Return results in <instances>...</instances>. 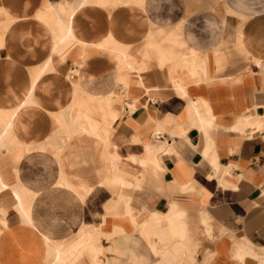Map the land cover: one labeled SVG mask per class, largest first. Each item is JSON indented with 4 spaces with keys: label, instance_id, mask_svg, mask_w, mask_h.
I'll return each instance as SVG.
<instances>
[{
    "label": "crops",
    "instance_id": "0c3cea01",
    "mask_svg": "<svg viewBox=\"0 0 264 264\" xmlns=\"http://www.w3.org/2000/svg\"><path fill=\"white\" fill-rule=\"evenodd\" d=\"M4 109L0 264H264V0H0Z\"/></svg>",
    "mask_w": 264,
    "mask_h": 264
},
{
    "label": "bare ground",
    "instance_id": "6f19581e",
    "mask_svg": "<svg viewBox=\"0 0 264 264\" xmlns=\"http://www.w3.org/2000/svg\"><path fill=\"white\" fill-rule=\"evenodd\" d=\"M69 34V32H65L64 35H61V39L60 41L63 40V37L67 36ZM47 64V63H46ZM46 66V65H45ZM39 80H34V83L33 85L35 86L37 84ZM82 93V92H81ZM84 96V95H83ZM108 97V96H107ZM87 98V97H86ZM76 99V98H75ZM77 100V99H76ZM74 101V100H73ZM78 101V100H77ZM77 101H75V111L73 112V115L71 116V122H74L76 123L78 119H83L85 118L86 120H90L92 117H89L87 115V113H84L82 112L80 109H79V105L77 103ZM80 101V100H79ZM98 102L101 106V99H99L98 97ZM37 104L38 102H34L33 100V96H31L30 94H27L25 96L24 99H22V101L18 104H16V106L12 107L13 109L9 110L8 113L11 115L12 118H15V117H18L20 112H21V109L24 108L26 105L28 104ZM6 109L4 110H0V112L2 113V111L4 112ZM61 113V112H60ZM102 113V112H101ZM8 114V115H9ZM108 116V115H107ZM104 116L102 115L101 118H103ZM11 120V119H10ZM13 120V119H12ZM97 120V119H96ZM100 122V121H99ZM13 123V122H12ZM88 124H85V126H81L79 127L77 130L73 127L71 128H68L67 131L64 133L63 136L60 137V139L58 140H61L63 142L60 143V150L64 153V151L66 150V147H67V142H66V138L68 139H72L73 135H77V132L80 130L81 132L85 133V134H92V135H96L97 136V133L101 134V133H104L106 134L109 130V125H108V122L104 121L102 119V121L100 122L101 126L100 127H97V121H87ZM9 129V124H6L4 127H2V130H1V135L5 134ZM59 136V135H58ZM4 137V136H3ZM57 142V141H55ZM62 154V153H60ZM62 156V155H61ZM60 156V157H61ZM66 160L64 159L63 161L61 160L60 161V166L62 169H65L66 168V164H65ZM59 166V165H58ZM91 190V189H90Z\"/></svg>",
    "mask_w": 264,
    "mask_h": 264
},
{
    "label": "rangeland",
    "instance_id": "374dc122",
    "mask_svg": "<svg viewBox=\"0 0 264 264\" xmlns=\"http://www.w3.org/2000/svg\"><path fill=\"white\" fill-rule=\"evenodd\" d=\"M29 161H27V163H28ZM30 163V162H29ZM29 163H28V165H29ZM97 211H99V208L97 209Z\"/></svg>",
    "mask_w": 264,
    "mask_h": 264
}]
</instances>
